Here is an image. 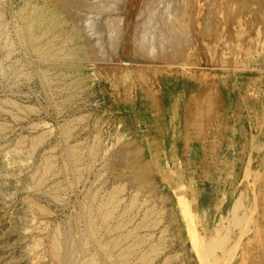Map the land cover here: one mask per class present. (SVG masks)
I'll list each match as a JSON object with an SVG mask.
<instances>
[{"label": "rangeland", "instance_id": "374dc122", "mask_svg": "<svg viewBox=\"0 0 264 264\" xmlns=\"http://www.w3.org/2000/svg\"><path fill=\"white\" fill-rule=\"evenodd\" d=\"M148 1L129 0L137 3L130 18L132 3L126 7L122 0L111 10L102 0H0V264H50L45 249L55 232L72 237L77 259L78 244L86 243L90 254L108 264L89 237L87 222L111 197L117 201L113 221L125 219L131 229L137 225L135 236L146 238L140 247L135 236L122 243L132 248L129 264H143L137 256L144 253H151L147 264H264V153L222 154L218 143L227 135L264 144V4L241 1L225 12V6L213 9V0H203L186 12L187 26L176 28L191 42H184L185 48L179 43L184 53L175 62L161 63L163 51L154 46L160 58L131 64L134 46L122 42V22L115 33L91 23L112 22V13L125 23L130 18L125 29L130 43L134 26L149 18L139 10ZM34 12L55 25V34L79 31L83 37L65 43L49 34L46 52L37 56L24 34ZM127 46L133 47L128 53ZM175 46L171 52L180 47ZM192 107L195 120L189 123ZM195 128L216 137L219 154H189L196 145L187 140ZM72 150L81 156L70 167ZM123 152L147 163L153 186L137 188L134 173L122 163ZM48 158L54 169L39 189ZM149 214L152 227L142 228ZM107 236L102 232L99 239L115 237ZM36 239L42 246H35Z\"/></svg>", "mask_w": 264, "mask_h": 264}, {"label": "bare ground", "instance_id": "6f19581e", "mask_svg": "<svg viewBox=\"0 0 264 264\" xmlns=\"http://www.w3.org/2000/svg\"><path fill=\"white\" fill-rule=\"evenodd\" d=\"M83 1V0H82ZM98 1H101V0H98ZM104 2V6L107 8V10H109L110 8H113L115 3L119 2V4L121 5V0H102ZM123 1V4L124 6H129L131 5V3L133 2H130L128 3L127 0H122ZM203 0H149L148 3L144 4V6H141L140 5V11L145 14L146 16H148L149 18H146L145 19V23L142 21V22H139V24H136L135 27V30L134 33L132 34L133 36L131 37V41L129 43V37L128 35L126 34V28L129 24V19L132 18V13L134 12V10L136 9V6H137V3L134 4L132 3V10L130 9V12H131V15L130 18L128 19V22L125 23V18H122V16H120L119 14L120 13H115V15H119L120 17L118 18L117 16H112L113 13L111 14L110 17H113L112 19V22H109L104 25H100L101 27H98V23L97 22H93L91 23V25L93 26V28H97V30L103 28L104 26H108V28L110 29H114V33H115V28L116 27H119V22H122V25H123V28L120 29L122 31H120L122 33V36H121V39H122V42L124 41V43H126L127 41V44L128 45H132L134 46V49L133 47L128 49V47L130 46H127V53L128 51L130 52L131 49H133L132 53H129V56L131 58L132 56V60H131V64L133 63H139V62H142V63H146V61H155L157 58H160L159 55L155 54L157 49L160 48L161 51H163V61L161 63H163L164 61H172L173 59H176L178 58L179 55H181L180 53H184L181 49L182 47H184V45L186 46V43L184 42H187L189 40H187V37H185L186 35H182V34H177V32L179 30L176 31V28H178L177 26H181L182 25H185L187 20L185 21V18L186 17V12L188 11H191L192 10V7H195V8H198L200 5V3H202ZM208 1V0H207ZM210 1V0H209ZM221 0H213V2L211 3L212 5V8L214 9V5H219L221 8L222 7H226V9H224V11L229 8L230 9V5H233L234 3H236L237 5V2H241V1H244V3H247L248 5L251 4V0H222L223 2H220ZM259 0H256V1H253L254 2V5L255 3H257ZM80 2V0H79ZM137 2V0H136ZM252 2V4H253ZM62 3V2H61ZM76 3V2H74ZM154 3V4H153ZM242 3V2H241ZM239 3V4H241ZM57 4V3H56ZM62 4L65 5V3L63 2ZM61 6H64L62 5ZM96 4V8H100V7H103V3L102 5L101 4H98V2L95 3ZM206 4V3H205ZM209 4V3H208ZM238 4V5H239ZM260 6H263L262 4H264V0H260V2L258 3ZM76 5V4H75ZM74 5V6H75ZM101 5V6H100ZM118 5V6H120ZM246 5V4H244ZM257 5V4H256ZM255 5V6H256ZM78 6V5H77ZM88 7V5H85ZM117 6V4H116ZM117 6V7H118ZM139 6V5H138ZM207 6V5H206ZM204 6V8L206 7ZM209 6V5H208ZM214 6V7H213ZM260 6H257L259 7L258 9H260ZM25 6H23L24 8ZM67 7V4L66 6H64V8ZM79 7V6H78ZM130 7V6H129ZM211 7V6H210ZM219 7V9H220ZM239 7V6H238ZM241 7V6H240ZM31 8V7H30ZM63 8V7H62ZM90 8V7H88ZM124 8V7H123ZM194 8V9H195ZM211 8V9H212ZM235 10H236V7H234ZM68 9V8H67ZM82 9V8H81ZM138 9V8H137ZM207 9V8H206ZM216 9V8H215ZM242 9V8H240ZM246 9V8H245ZM250 9V8H249ZM262 9H264L262 7ZM22 10V9H21ZM70 10V9H69ZM68 10V11H69ZM94 10H95V7H94ZM111 10V9H110ZM138 10V12H140ZM234 10V11H235ZM261 10V9H260ZM67 11V10H65ZM89 11V10H88ZM195 11V10H194ZM197 11V10H196ZM225 11V12H226ZM230 11V10H228ZM233 11V12H234ZM241 11V10H240ZM36 12V11H35ZM35 12L33 14H31L30 18H29V21L27 22L25 28H24V34L26 35V37L28 38L29 42H30V45L33 50L34 53H36V55H40V53L43 51L46 52V50H44V47H46V45L49 43V34H52L54 35V37H57L60 39V41L62 42H65V43H75L76 40L80 39L83 37L82 34L75 31V33H73V36H67V35H63V34H55V25L51 22H46L44 20V18L40 15V14H35ZM87 12V11H86ZM95 12V11H93ZM97 12V10H96ZM108 12V11H107ZM110 12V11H109ZM120 12V11H119ZM129 12V13H130ZM207 14L208 12L209 13H213L214 10L212 12L210 11H206ZM222 12H223V9H222ZM232 12V13H233ZM236 12H238L236 10ZM254 12V11H253ZM262 12V11H261ZM68 13V12H65V14ZM71 13V12H69ZM85 13V12H84ZM98 13H100L98 11ZM122 13V12H121ZM192 13V12H191ZM199 13V12H198ZM202 13V12H201ZM228 13V12H227ZM226 13V15H227ZM231 13V12H230ZM250 13V12H249ZM255 13V12H254ZM258 13V12H257ZM22 14V13H21ZM76 14V13H74ZM88 14V13H87ZM103 14V12H102ZM109 14V13H108ZM189 14V12H188ZM216 14V13H215ZM225 14V13H224ZM223 14V15H224ZM72 15V14H71ZM70 15V16H71ZM80 16L82 14H79ZM97 15V13H96ZM99 15V14H98ZM101 15V14H100ZM105 15V14H104ZM144 15V16H145ZM156 15V16H155ZM185 15V16H184ZM200 16H202V14H199ZM230 16V14H228ZM50 16V15H49ZM70 16H68L67 18H69ZM91 16V14H90ZM103 16V15H101ZM107 16V15H106ZM138 16V15H137ZM189 16V15H187ZM198 16V15H197ZM207 16V15H206ZM217 16V15H216ZM227 17V18H231V17ZM238 16V15H237ZM72 17H75L72 16ZM110 17L108 19H110ZM127 17V16H126ZM199 17V16H198ZM197 17V19H198ZM209 19L211 20V16L208 15ZM214 17V14L213 16ZM262 17V16H261ZM92 18V17H91ZM215 18V17H214ZM214 18L212 20H214ZM218 18V17H217ZM235 18V16H234ZM232 18V19H234ZM79 17L76 19L78 20ZM83 19V18H82ZM103 19V17H102ZM186 19H189L186 17ZM191 19V18H190ZM256 19V18H255ZM262 19V18H260ZM61 20V19H60ZM72 20V19H71ZM81 20V19H79ZM85 20V18H84ZM96 20V19H95ZM144 20V19H143ZM196 20V19H195ZM27 21V20H26ZM74 21V20H72ZM83 22V20H81ZM93 21V20H92ZM97 21V20H96ZM103 21V20H102ZM140 21V20H139ZM207 22H209L208 20H206ZM205 21V22H206ZM215 21V20H214ZM217 21V19H216ZM221 21V20H220ZM263 21V20H262ZM64 22V20H63ZM101 22V21H100ZM99 22V24H100ZM106 22V21H105ZM189 22V20H188ZM191 22V21H190ZM219 22V21H218ZM66 24V22H64ZM75 23V22H74ZM77 23V22H76ZM103 23V22H102ZM214 23V22H212ZM211 23V24H212ZM222 23V22H221ZM231 23V22H230ZM188 24V23H187ZM204 24V22H203ZM202 24V25H203ZM218 24V23H217ZM24 25V24H23ZM121 25V24H120ZM130 25V24H129ZM154 25V26H153ZM201 25V24H199ZM204 25H207V24H204ZM84 26V25H82ZM187 26V25H185ZM209 26V25H208ZM217 26V25H216ZM24 27V26H23ZM87 27V26H85ZM194 27V26H193ZM192 27V28H193ZM207 27V26H205ZM210 29L214 30L216 29V27H211L209 26ZM222 27H225V26H222ZM84 28V27H83ZM120 28V27H119ZM181 27H179L180 29ZM214 28V29H213ZM218 28V27H217ZM63 29V28H62ZM76 29V28H75ZM118 29V28H116ZM126 29V30H125ZM197 29V28H196ZM205 29L206 31L208 30V28H203ZM209 29V30H210ZM85 30V29H84ZM83 30V31H84ZM90 29H88L89 31ZM188 30V29H187ZM190 30V29H189ZM205 30L202 31V34H205L203 32H205ZM222 30V29H221ZM263 30V29H262ZM13 31V30H12ZM63 31V30H62ZM94 31V30H93ZM92 31V32H93ZM131 31V30H130ZM211 31V30H210ZM61 32V31H60ZM86 31H84L85 33ZM91 32V31H90ZM96 32V31H95ZM94 32V33H95ZM180 32V31H179ZM190 33V31H188ZM187 32V33H188ZM208 32V31H207ZM186 33V32H185ZM209 33V32H208ZM91 35H93V33H90ZM98 34V32H97ZM101 34V33H100ZM119 34V33H118ZM194 35V34H193ZM207 35V33H206ZM213 35V34H212ZM221 35V34H220ZM110 36V35H108ZM226 36V35H224ZM53 38V36H51ZM86 37V36H85ZM89 37V36H88ZM96 37V36H95ZM192 37V36H191ZM227 37V36H226ZM100 38V37H99ZM111 37H109L110 39ZM204 38V37H203ZM213 38V37H212ZM192 39V38H191ZM194 39V38H193ZM226 40V39H225ZM7 41V40H6ZM24 41V39H23ZM79 41V40H78ZM81 41V40H80ZM101 40L97 41L96 42H100ZM108 41V40H107ZM113 41V40H112ZM193 41V40H192ZM202 41V40H201ZM91 42V40H90ZM191 42V41H189ZM80 43V42H79ZM92 43V42H91ZM179 43H184L182 45V47L179 45ZM188 43V42H187ZM53 44V43H52ZM62 44V43H61ZM93 44V43H92ZM91 44V45H92ZM97 44V43H96ZM105 44V42H104ZM108 44V43H107ZM118 44V43H117ZM126 44V45H127ZM178 45L177 47H179L177 49L176 52H171V49L173 47V45ZM197 44V43H196ZM216 44V43H215ZM94 45V44H93ZM92 45V46H93ZM120 45V44H119ZM123 45V43H122ZM125 45V46H126ZM189 45V44H188ZM191 45V44H190ZM193 45V44H192ZM62 46V45H61ZM64 46V45H63ZM76 46V45H75ZM89 46V45H88ZM113 46V45H112ZM117 46V45H116ZM156 46V48L154 47ZM53 47V46H52ZM51 47V48H52ZM90 47V46H89ZM95 47V46H94ZM104 47V46H103ZM106 47V46H105ZM175 46V49L177 48ZM188 47V46H187ZM62 48V47H61ZM60 48V49H61ZM74 48V47H73ZM84 48V47H83ZM93 48V47H92ZM96 48V47H95ZM125 48V47H124ZM174 48V47H173ZM185 48V47H184ZM68 49V48H67ZM70 49V48H69ZM79 49L80 47L77 46V51H75L72 55H75L76 53L79 52ZM108 49V48H107ZM106 49V50H107ZM153 49H156V51H153ZM5 50V49H4ZM55 50V49H54ZM58 50V49H57ZM65 50V49H64ZM113 50V49H112ZM184 50V49H183ZM61 51V50H59ZM58 51V52H59ZM63 51V50H62ZM61 51V52H62ZM72 51V50H71ZM84 51V50H83ZM97 51V49H96ZM104 51V50H103ZM117 51V50H116ZM160 51V53H161ZM182 51V52H181ZM68 52V50H67ZM94 52V51H93ZM92 52V53H93ZM29 53V52H28ZM96 53V52H95ZM94 53V55H95ZM99 53V52H98ZM108 53H110L108 51ZM157 53H159L157 51ZM45 54V53H44ZM60 53H53V55H59ZM42 55V54H41ZM47 55V54H46ZM52 55V54H51ZM67 55V54H66ZM65 55V56H66ZM71 55V54H70ZM112 55V54H111ZM128 55V54H127ZM183 55V54H182ZM64 56V55H63ZM109 56V54H108ZM113 56V55H112ZM111 56V57H112ZM184 56V55H183ZM103 57V56H102ZM106 57V56H105ZM115 57V56H113ZM117 57V56H116ZM162 57V56H161ZM54 58V57H53ZM52 58V59H53ZM59 58V57H58ZM66 58V57H65ZM68 58V57H67ZM87 58V57H86ZM129 58V59H130ZM42 59V58H41ZM46 59V57H45ZM48 59H50L48 57ZM51 59V60H52ZM115 59V58H113ZM61 60V59H60ZM98 60V59H96ZM100 60H103V59H100ZM8 61V60H7ZM161 61V60H159ZM174 61V60H173ZM52 62H55V61H52ZM103 62V61H102ZM118 62V61H117ZM175 62V61H174ZM119 63V62H118ZM159 63V62H158ZM113 64V63H112ZM131 64H126V66H130ZM149 64V63H148ZM59 65V64H58ZM137 65V64H136ZM156 65V64H155ZM26 74V73H25ZM18 75V74H17ZM59 76V75H58ZM50 77V76H49ZM118 77V76H117ZM58 79V78H57ZM50 81V80H49ZM52 81V80H51ZM54 81V80H53ZM52 83V82H51ZM56 83V82H55ZM13 84V83H12ZM63 90V89H62ZM61 91V90H60ZM198 99V98H197ZM61 103V102H60ZM12 105V104H11ZM60 106V105H59ZM17 108V107H16ZM29 109V108H28ZM31 110H33L31 108ZM27 111V110H26ZM194 108H189L187 109V121L189 123L193 122L192 120L194 119L195 120V117H194ZM33 112V111H32ZM40 112V111H39ZM90 115V114H89ZM198 116V115H197ZM15 117V116H14ZM16 118V117H15ZM19 118V117H18ZM172 119V118H171ZM198 120H199V117H198ZM187 122V124H188ZM197 122V121H196ZM31 128V127H30ZM68 129V128H67ZM1 131L3 132V130L1 129ZM47 133V132H46ZM69 134V133H68ZM125 134V133H124ZM72 135V134H71ZM69 136V135H68ZM126 138V137H125ZM22 139V138H21ZM24 139V138H23ZM39 139V137H38ZM123 141V139H121ZM118 141V140H117ZM224 141V140H223ZM31 142V141H30ZM117 143V142H116ZM57 144V143H56ZM121 144V143H120ZM75 145V144H74ZM78 145V144H77ZM139 146V145H138ZM84 147V146H83ZM118 147V146H117ZM9 148V147H8ZM20 149V148H19ZM117 149V148H116ZM98 150V149H97ZM95 150V151H97ZM132 150V148H131ZM39 151V150H38ZM65 151V150H64ZM72 154H70V167H73L74 164H76V161L80 158L81 154H79V152L77 150H72ZM115 151V150H114ZM129 151V150H128ZM138 151V150H137ZM70 153V152H69ZM107 153V152H106ZM137 153V152H135ZM140 153V152H139ZM143 153V152H142ZM96 154V153H95ZM141 154V153H140ZM67 155V154H66ZM134 155V153H133ZM132 154H128L126 152H123L122 154H120V157L122 159V163L125 161V165L128 166V168L134 173V176L136 178V185H137V188L139 190H142V189H148L149 187L153 186L154 185V180L153 179H150V173L148 171H146L145 169V166H147L146 164H144L142 162V160L140 159V156H138V159L137 158H134ZM136 155V154H135ZM117 156V155H116ZM51 157V156H50ZM32 158V157H31ZM60 158V157H59ZM68 158V157H67ZM111 158V156H110ZM145 158V157H144ZM16 160V159H15ZM45 160V158H44ZM66 161V160H65ZM61 162V161H60ZM147 162V161H146ZM62 163V162H61ZM78 163V162H77ZM117 163V162H116ZM55 164V163H54ZM54 164L53 162L48 158L46 160V163L44 162V173L42 175V177L40 178L39 182H38V187L39 189L43 188V186L45 185L46 183V178L50 175H52V172H53V169H54ZM57 164V163H56ZM65 162L63 160V163L62 165H64ZM124 165V166H125ZM65 166V165H64ZM62 167V166H61ZM60 167V168H61ZM70 167H68L67 169H69ZM56 168V167H55ZM64 168V167H63ZM62 168V169H63ZM58 169V168H57ZM60 169V170H62ZM75 169V168H74ZM149 169V168H148ZM160 169V168H159ZM66 170V168H65ZM64 170V171H65ZM41 171V170H40ZM67 171V170H66ZM65 171V172H66ZM156 171V170H155ZM72 172V171H71ZM77 172V170H76ZM63 173V172H61ZM103 175V174H102ZM261 175V174H260ZM56 176V175H55ZM99 176V175H98ZM76 178V177H75ZM38 179V178H37ZM49 179V178H48ZM68 179V178H67ZM100 179V178H99ZM170 179V178H169ZM160 183V182H159ZM36 184V183H35ZM53 184V183H52ZM37 185V184H36ZM35 185V186H36ZM157 186V185H155ZM162 186V185H161ZM160 186V187H161ZM169 186V185H168ZM153 188V187H152ZM38 189V188H37ZM47 189V188H46ZM170 189V188H168ZM159 190V189H158ZM128 192V191H127ZM54 193H52L53 195ZM161 194V193H160ZM51 195V196H52ZM167 195V193H166ZM53 196H56V195H53ZM61 196V195H60ZM134 196V195H133ZM58 197V196H57ZM65 197V196H64ZM117 197V196H116ZM56 198V197H54ZM114 198V197H113ZM111 197V199L109 198V200H112L110 202H106L104 205L101 204L100 206H98L97 210H96V213L94 214V217L90 218V220L88 221L87 219V223H88V233H89V237H92L93 239H95V242H96V245L98 247V253H100V255L105 259V261H107L106 263L108 264H129V257L131 256L132 254V248L131 247H128V245L124 248L122 243H125V241L129 240L130 238H133L136 234L133 233V227L132 229L131 228H127V223L124 221L125 219L123 220H119V221H113V218H114V215H115V209L117 208V205L115 204L117 201H115V199H113ZM93 199V198H92ZM108 200V201H109ZM94 201V200H93ZM115 201V202H114ZM143 201V200H142ZM35 203V202H34ZM59 203V202H58ZM103 203V202H102ZM91 205H93L91 203ZM123 205V204H122ZM132 205V204H131ZM146 205V204H145ZM94 206V205H93ZM46 208V207H45ZM44 207L40 206V205H36V210H38L39 212H41L42 214L41 215H46L48 216V211L45 209ZM94 208V207H93ZM92 208V209H93ZM172 208V207H171ZM35 210V209H34ZM87 210H88V207H87ZM82 211V210H81ZM91 211V210H90ZM119 213V212H118ZM122 213V212H121ZM40 214V213H39ZM88 215V214H87ZM51 216V215H50ZM134 216V215H133ZM44 217V216H43ZM148 217H151V214H149L145 220L143 221V223L141 224V227L142 228H148V229H151V225L153 221H150V218ZM37 218V217H36ZM115 219V218H114ZM153 219V218H152ZM151 219V220H152ZM117 220V219H116ZM143 220V219H142ZM206 220V219H205ZM157 222V221H156ZM140 223V222H139ZM49 225V224H48ZM219 225V224H218ZM79 227V226H78ZM87 227V226H86ZM140 227V226H139ZM150 227V228H149ZM70 228V226H69ZM138 227H136L137 229ZM182 228V227H181ZM38 229V228H37ZM183 230V229H182ZM195 230V229H194ZM222 230V228H221ZM50 231V230H49ZM138 231V230H136ZM220 231V230H219ZM47 232V231H46ZM51 232V231H50ZM102 232H105L109 237L110 235L113 234L115 235L114 239L113 240H109V241H101L99 238H100V234ZM139 232V231H138ZM29 233V232H28ZM60 233V232H59ZM58 232H55L53 235H51L52 237L50 238L49 240V246L48 248L45 249V254H47L48 256V259L50 261V264H103L102 261H101V258L97 255H93V254H90L88 250H86V243L83 244L82 246L78 244V246H80V249L79 251H81V258L77 259L75 255H77V253H75V243L73 242L74 240L71 238L72 237H69L68 239V236L67 238H63ZM71 234V233H70ZM69 234V235H70ZM193 235V234H192ZM73 236V235H72ZM82 236V235H81ZM84 236V234H83ZM107 236V237H108ZM138 236V235H137ZM135 236V239H134V243H136L139 247L142 246L141 244L144 243L145 239L146 238H140V237H137ZM179 236V235H178ZM220 236V235H219ZM46 237V236H45ZM104 236H102L101 238H103ZM142 237V236H141ZM147 237V236H146ZM86 238V236H85ZM88 238V237H87ZM217 238V236H216ZM220 238V237H219ZM184 239V238H183ZM37 240V239H36ZM91 240V239H90ZM108 240V239H107ZM149 240V239H148ZM219 239H217L218 241ZM81 241V240H80ZM94 241V240H93ZM171 241V240H170ZM193 241V240H191ZM230 242V241H229ZM80 243V242H79ZM92 243V242H91ZM94 243V242H93ZM193 243V242H192ZM203 243V241H202ZM213 243V241H212ZM218 243V242H217ZM216 243V244H217ZM197 244V242H196ZM195 244V245H196ZM41 245V240H37V245L35 246H40ZM135 245V244H134ZM145 245V243H144ZM143 245V246H144ZM153 245V244H152ZM194 245V244H193ZM209 247H210V244H208ZM213 245V244H212ZM42 246V245H41ZM86 247V248H85ZM88 247H91L88 246ZM123 247V248H122ZM151 247V246H150ZM153 247V246H152ZM157 247V246H155ZM135 248V247H134ZM133 248V249H134ZM96 249V248H95ZM150 249V248H149ZM152 249V248H151ZM204 249V248H203ZM213 248H211L212 250ZM44 250V249H43ZM135 250V249H134ZM155 251V253L158 251V248H154L153 249ZM209 250V248H208ZM210 250V251H211ZM146 251V250H144ZM151 251V250H150ZM203 251V250H202ZM214 251V249L212 250ZM216 251V250H215ZM217 252V251H216ZM141 253V252H140ZM144 253V252H143ZM207 253V252H206ZM135 254V252H134ZM148 255H151V253H147ZM146 254V255H147ZM205 254V253H204ZM210 254V253H209ZM144 254H141L140 256L138 255L137 258L140 262H142L144 264V262H146V264L149 262V259L147 258V256ZM166 255V254H165ZM203 255V254H202ZM39 256V255H38ZM41 257V256H40ZM205 257V256H204ZM44 258V257H43ZM132 257H130L131 259ZM213 258V257H212ZM32 259V258H31ZM203 259V258H202ZM215 259V258H214ZM129 261V262H128ZM212 261V260H211ZM139 262V263H140ZM33 263V262H32ZM152 263V262H151ZM216 263V262H215ZM138 264V263H137ZM212 264H214L212 262Z\"/></svg>", "mask_w": 264, "mask_h": 264}, {"label": "crops", "instance_id": "0c3cea01", "mask_svg": "<svg viewBox=\"0 0 264 264\" xmlns=\"http://www.w3.org/2000/svg\"><path fill=\"white\" fill-rule=\"evenodd\" d=\"M202 132L203 133L195 128L193 137L187 140V143L192 142V145H196L194 150L188 149L189 154H219V151L221 152L222 150V154H238V156L246 154L247 152L248 154L264 153V144L257 141V139L250 141L249 139H242L238 137L236 140L235 138H229L230 136L227 135L224 136V141L219 140L218 143L220 145V149L219 151H216V137H213L211 133H205L203 130Z\"/></svg>", "mask_w": 264, "mask_h": 264}]
</instances>
